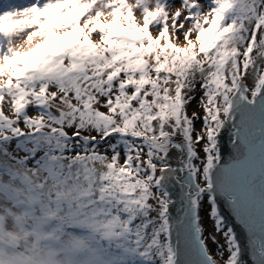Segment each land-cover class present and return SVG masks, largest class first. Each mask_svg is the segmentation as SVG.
Wrapping results in <instances>:
<instances>
[{
	"label": "snow or ice",
	"instance_id": "6c2138e0",
	"mask_svg": "<svg viewBox=\"0 0 264 264\" xmlns=\"http://www.w3.org/2000/svg\"><path fill=\"white\" fill-rule=\"evenodd\" d=\"M0 264H264V0H0Z\"/></svg>",
	"mask_w": 264,
	"mask_h": 264
},
{
	"label": "rangeland",
	"instance_id": "374dc122",
	"mask_svg": "<svg viewBox=\"0 0 264 264\" xmlns=\"http://www.w3.org/2000/svg\"><path fill=\"white\" fill-rule=\"evenodd\" d=\"M170 3H172L173 7H179L180 6V0H170ZM194 101H196V100H194ZM194 101L192 102V104H194ZM198 127H199V125H198ZM206 227H208L210 229L211 221H207L206 222ZM209 248H210L213 256L215 257V255H216V253H215V245H213L210 241H209Z\"/></svg>",
	"mask_w": 264,
	"mask_h": 264
},
{
	"label": "trees",
	"instance_id": "16d2710c",
	"mask_svg": "<svg viewBox=\"0 0 264 264\" xmlns=\"http://www.w3.org/2000/svg\"><path fill=\"white\" fill-rule=\"evenodd\" d=\"M199 95H200V93H199V91H197V93H196V97H197V99H196V101H194V104H192V105L189 107V111H190V112L196 107L197 102H198V99H199ZM198 125H199V122H197V127H198Z\"/></svg>",
	"mask_w": 264,
	"mask_h": 264
},
{
	"label": "water",
	"instance_id": "95a60500",
	"mask_svg": "<svg viewBox=\"0 0 264 264\" xmlns=\"http://www.w3.org/2000/svg\"><path fill=\"white\" fill-rule=\"evenodd\" d=\"M224 151H225V154H227V141H226V138H225V147H224ZM225 211V214L227 215V212L226 210Z\"/></svg>",
	"mask_w": 264,
	"mask_h": 264
}]
</instances>
